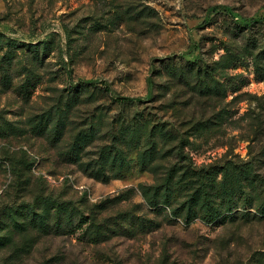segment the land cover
Segmentation results:
<instances>
[{"label":"rangeland","instance_id":"obj_1","mask_svg":"<svg viewBox=\"0 0 264 264\" xmlns=\"http://www.w3.org/2000/svg\"><path fill=\"white\" fill-rule=\"evenodd\" d=\"M233 164L264 183V0H0V264H264V186L187 212Z\"/></svg>","mask_w":264,"mask_h":264},{"label":"trees","instance_id":"obj_2","mask_svg":"<svg viewBox=\"0 0 264 264\" xmlns=\"http://www.w3.org/2000/svg\"><path fill=\"white\" fill-rule=\"evenodd\" d=\"M245 22L251 23L254 22V20H246ZM86 83L92 84L96 83L94 80L86 81ZM107 90H110L109 86H106ZM117 99L120 100H132L134 98L127 97H120L116 96ZM135 135V133H134ZM144 136V135H143ZM142 136V137H143ZM149 158V159H148ZM146 156V153L143 154L142 158L140 159V162L142 161L144 163H148L152 159V154L150 156ZM119 163L121 165V169H124V166L130 165L129 157L128 155L124 156V154L119 153V155L116 153L113 156L112 163ZM221 174V178L218 179V176ZM207 180L203 179L201 180L198 185L195 187V191L191 196V199L189 200V206H188V215L191 216L192 214H196L199 211L208 212L210 210H213L211 212L212 217L211 221L218 218L216 217V208L212 206V197H217L219 203L221 204H228L229 207H232L233 203L238 202V200H246V203L249 205L254 204V197L251 195L249 188L252 186H256V184L259 183L260 186H264V183L261 182L258 178H254V176L250 175L248 170H242L238 167L233 166H226L224 169H220L219 172L216 174V172H209L208 176L206 177ZM168 194L165 193V195ZM170 196V195H169ZM165 202H168V199L165 198ZM218 203V204H219ZM262 205L258 208L260 212H263L264 215V199L262 200ZM66 202H51L46 201V214L40 213L38 214L35 210L26 212L27 217L30 219V223H33L38 228L42 229L43 227H51V219L53 216L56 219L55 226L58 229H66V231H76L77 228L81 227L85 223L88 222V220H85L83 216L80 217V220L76 222V216L75 213L71 212L68 214L67 208H66ZM9 218L16 219L14 216L17 214L18 211L17 208H11L10 210ZM55 211V212H53ZM24 213V212H23ZM48 215H52L49 217ZM72 228V229H70ZM2 239V237H1ZM4 240H0V244L3 243Z\"/></svg>","mask_w":264,"mask_h":264}]
</instances>
